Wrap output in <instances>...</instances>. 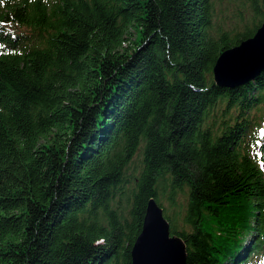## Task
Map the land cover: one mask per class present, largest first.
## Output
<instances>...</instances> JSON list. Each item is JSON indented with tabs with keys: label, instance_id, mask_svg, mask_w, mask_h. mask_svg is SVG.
<instances>
[{
	"label": "trees",
	"instance_id": "obj_1",
	"mask_svg": "<svg viewBox=\"0 0 264 264\" xmlns=\"http://www.w3.org/2000/svg\"><path fill=\"white\" fill-rule=\"evenodd\" d=\"M217 1L0 0V264H132L151 198L187 264H264V72L213 77L264 0L233 38Z\"/></svg>",
	"mask_w": 264,
	"mask_h": 264
},
{
	"label": "water",
	"instance_id": "obj_2",
	"mask_svg": "<svg viewBox=\"0 0 264 264\" xmlns=\"http://www.w3.org/2000/svg\"><path fill=\"white\" fill-rule=\"evenodd\" d=\"M264 72V22L256 34L223 52L213 69L219 88L249 84ZM132 264H187V247L171 234L164 209L154 198L148 201L143 227L132 249Z\"/></svg>",
	"mask_w": 264,
	"mask_h": 264
},
{
	"label": "rangeland",
	"instance_id": "obj_3",
	"mask_svg": "<svg viewBox=\"0 0 264 264\" xmlns=\"http://www.w3.org/2000/svg\"><path fill=\"white\" fill-rule=\"evenodd\" d=\"M217 26L218 30L228 33L230 38L245 32L248 27L252 26L253 13L249 5L244 0H219L217 1ZM141 152L134 160L136 167L141 166ZM133 185H128L125 195L121 198L122 207L129 211L133 203L134 195ZM169 189L162 193V206L173 217L180 228H184V215L186 208V197L180 194L176 198V205L173 206L169 200Z\"/></svg>",
	"mask_w": 264,
	"mask_h": 264
}]
</instances>
